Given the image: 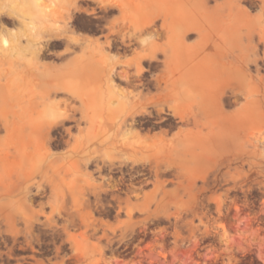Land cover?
Segmentation results:
<instances>
[{
	"label": "rangeland",
	"instance_id": "rangeland-1",
	"mask_svg": "<svg viewBox=\"0 0 264 264\" xmlns=\"http://www.w3.org/2000/svg\"><path fill=\"white\" fill-rule=\"evenodd\" d=\"M68 1L43 0V4L51 6L55 3L58 10L59 4L65 6ZM119 1L127 2L123 11L119 8L121 27L135 31L161 28L166 34L162 38L163 44L169 49L181 38L184 26L192 24L199 28L200 34L189 32L196 36L193 42L187 41L189 33L186 36V42L192 45L197 59L178 63H218L204 58L208 52L214 51L219 41L222 16L220 11H213L206 20L203 0ZM208 1L211 5L215 3L214 0ZM236 2L253 17L262 12V0ZM22 4L23 0H0V8L4 11ZM236 10L237 6H234L233 31L237 34L246 31V20L236 17ZM46 13L49 17L45 23L39 24L38 31L34 27L35 33L30 26L26 27L25 23L31 20L29 16L25 17L27 22L21 23L30 40L28 49L21 44L24 33L16 36L17 32H13L11 42L8 38L11 35L5 29L0 31V69L3 70L0 77L31 81L41 76L36 49L39 34L59 18L57 12L55 17L49 15L51 11ZM7 23L6 20L0 21L6 29ZM115 23L112 22L113 25ZM1 36L11 42L5 49L1 45ZM234 40L225 55L232 65H238L243 52L235 45L239 42L238 37ZM147 42L150 47L155 41L147 38ZM258 49L264 56L263 42L258 43ZM245 51L248 53L247 49ZM144 53L157 55V49L139 51L131 60L145 58L140 57ZM105 54L103 61L112 59L110 54ZM258 62L250 64L246 71L233 70L232 78L225 85L216 86L217 90L223 88L225 91L222 101L227 112L242 108L248 95L264 98V59ZM200 75L205 74L201 72ZM72 82L81 87L77 73L72 75ZM229 93L234 94L236 100L226 108V103L232 104L230 99H225ZM184 106L189 108L191 105L186 103ZM53 113L57 115L56 111ZM244 117L246 124L219 145L221 117L205 116L202 124L208 132L196 137L203 139L209 152L206 160L193 163L191 173L181 166L187 159L179 156L176 143L157 141L151 144L157 156L167 154L166 164L175 167L176 176L181 178L158 181L157 188L145 192L134 204L139 212L127 210L126 213H118L107 227L96 226L95 214L80 201L88 189L94 190L95 184L74 173L71 155L65 156L64 168L60 169L55 164L53 152L38 140L25 148H0V163H5L7 168L0 175V189L8 191L23 185L21 188L31 193L44 185L51 192V211L44 214L35 210L31 202L26 203L24 197L28 250H18L19 245L14 244L12 253L17 258L12 261L0 258V264H264V122H253L251 112ZM35 132L38 135L39 128ZM19 164L23 165V170L16 179L12 178ZM29 198L31 201V195ZM58 215H65L68 219H57ZM61 221L64 225L58 227ZM0 249L5 250L6 246H0ZM22 255H29L30 262L23 263Z\"/></svg>",
	"mask_w": 264,
	"mask_h": 264
},
{
	"label": "flooded vegetation",
	"instance_id": "flooded-vegetation-1",
	"mask_svg": "<svg viewBox=\"0 0 264 264\" xmlns=\"http://www.w3.org/2000/svg\"><path fill=\"white\" fill-rule=\"evenodd\" d=\"M9 10L0 12V21H8L4 31L11 35V42L13 32H17L16 36L24 33L21 44L28 49V34L20 22H15L17 14ZM56 12L58 20L41 31L42 38L36 45L41 76L31 81L0 77V148L13 150L38 140L53 152L60 169L64 168L65 156L71 155L74 173L95 184L94 190L88 189L80 201L95 214L96 226L107 227L118 213L139 212L134 204L145 192L157 188L158 181L181 178L176 176L175 167L166 164L167 154L157 156L151 144L176 143L179 156L189 160L193 155L183 153L178 138L185 133L208 132L202 124L206 115L196 104L179 110L170 107L172 91L181 87L183 76L195 64L165 60L163 50L169 47L163 44L166 34L161 28L135 31L121 27L115 3L69 0L51 11V16L55 17ZM188 36L189 43L196 38L194 33ZM147 38L155 41L150 47ZM85 48H102L112 59L92 63L98 66L91 71V75L95 74L93 82L86 85L80 80L79 88L72 82L79 62L68 58H75ZM151 48L157 49L156 58L131 60L134 54ZM172 64L182 67L173 68ZM46 66L56 70L54 76H46ZM225 99L232 101L231 105L226 103V108L236 100L232 93ZM50 110L57 112L53 120L45 116ZM6 169V164L0 163V175ZM21 170L23 165H16L12 178L16 179ZM22 186L0 189V246H6L0 249L1 259L17 258L12 253L14 244L19 245L18 250H28L24 197L38 212L51 211L49 188L43 185L29 193ZM57 219L68 217L58 215ZM63 225L61 221L57 226ZM21 257L23 263L30 262L29 255Z\"/></svg>",
	"mask_w": 264,
	"mask_h": 264
},
{
	"label": "bare ground",
	"instance_id": "bare-ground-1",
	"mask_svg": "<svg viewBox=\"0 0 264 264\" xmlns=\"http://www.w3.org/2000/svg\"><path fill=\"white\" fill-rule=\"evenodd\" d=\"M102 1L104 4L108 3L106 0ZM214 1L215 3L211 5L208 0H203L202 5L204 7V13H206V20H208V15L213 11L221 12L222 17L219 28V41L216 43L214 51L208 52L204 59L215 60L218 61V63L214 65H191L192 68L190 69L192 70L183 76L184 79L182 80L181 87H178V89L174 88L172 91V101L170 103V107L175 110H179L180 108H183L186 103H189L191 106L196 104L206 116L217 115L221 117V128L219 131L224 133L219 132L221 136L219 135L220 137H218L217 141L219 142V145H223L222 143L224 142V138H227V136L229 137L239 127L246 124L244 119L246 113L251 112L253 122H264V98H251V96L248 95L242 108H238L232 112H227L222 101V95L225 93V91L223 88H221V90L216 89L218 84L225 85V83L232 78L233 70L236 69L238 72L241 70L246 71L248 70L250 64H258L260 59H264V56L260 55L258 49V43H264V0H262L263 3L261 5L262 12L257 17L250 15L248 10L243 8L240 3L236 2V0ZM112 2H114L122 11L124 6L127 5V2H121L119 0H112ZM234 6H237V10L235 11L236 17L246 20L245 32L236 34L235 31H233ZM55 9L56 4L54 3H51V7H49L48 4H43V0H23L21 7H13L9 11L17 14L15 17V22L25 23L27 22V18L25 19V17L29 16L31 20L28 18L30 21L25 23L27 25L26 27L30 26L29 28L33 30L35 27L36 31H38L39 24L45 23L49 17L46 11H53ZM0 10H2V8H0ZM0 29L3 30L6 28L3 25H0ZM191 31H197L199 33L200 30L192 24L184 26L182 28L181 38L178 39L177 43H175L170 49L163 50L166 61L177 62L182 60L197 59V53H193V49H191L192 45L186 42V36ZM40 35L41 34H39V36ZM236 37H238L239 42L235 43V45L240 47L239 49L243 53L238 59V63L240 64L232 65L231 60H226L227 56L225 53H228L230 50L228 47L231 46L232 43L234 44V41H236L234 38ZM40 38H42V36H40L38 39ZM1 39V45L4 47V49L5 47L10 46V41L4 37L2 38V36ZM245 49H247L248 53H246ZM146 56L150 58L156 57L154 53H144L140 55V57ZM35 59L36 58H34V60ZM105 59L106 54L102 48H85L80 53H78L75 58H68V60L71 62L74 60L79 62L78 65H76L77 77L82 81V83L86 85L93 82V78H95V74L91 75V71L95 70L98 66L92 63ZM34 62H37V60ZM171 67L180 68L182 65L172 64ZM2 72L3 70L0 69V73ZM55 72L53 70H49V67L46 66V74L48 76H54ZM201 72H203L205 75L201 76ZM80 91L83 93L82 90H79V92ZM248 94H250V92ZM54 114L55 113H53V111H50L48 114L45 113V116L46 118L53 120L55 118ZM37 119H39L40 123L41 116L37 117ZM38 125L36 128H39ZM217 133L218 132H215V134ZM35 135L37 136L36 132ZM178 141L183 146L184 154L191 153L193 155V159L191 161L186 160L185 162L183 161L181 163V166L191 173L194 162H200L199 160L201 159L206 160L205 158H207L209 147L203 143V139L201 137H196V135H191L190 133H185L184 135L182 134L178 138ZM32 144L34 143L30 141L29 145ZM26 146L28 145L24 143L21 148H25Z\"/></svg>",
	"mask_w": 264,
	"mask_h": 264
}]
</instances>
